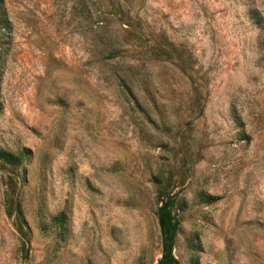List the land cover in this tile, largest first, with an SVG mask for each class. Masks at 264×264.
<instances>
[{
  "label": "rangeland",
  "instance_id": "374dc122",
  "mask_svg": "<svg viewBox=\"0 0 264 264\" xmlns=\"http://www.w3.org/2000/svg\"><path fill=\"white\" fill-rule=\"evenodd\" d=\"M0 149V264H156L164 195L176 264H264V0H0Z\"/></svg>",
  "mask_w": 264,
  "mask_h": 264
},
{
  "label": "trees",
  "instance_id": "16d2710c",
  "mask_svg": "<svg viewBox=\"0 0 264 264\" xmlns=\"http://www.w3.org/2000/svg\"><path fill=\"white\" fill-rule=\"evenodd\" d=\"M1 22L5 24V21ZM28 155V152L22 151L14 154L0 149V166L6 168L5 178L9 185H13L16 181L20 184L25 183V163ZM4 200L6 204L10 205L13 195L11 193L6 194ZM14 203H17L16 199ZM173 205L172 197L164 195L161 204L155 210V218L161 240V257L156 264H176L171 256L173 238L177 229L175 216L172 212ZM6 214H11L9 206L6 209Z\"/></svg>",
  "mask_w": 264,
  "mask_h": 264
}]
</instances>
